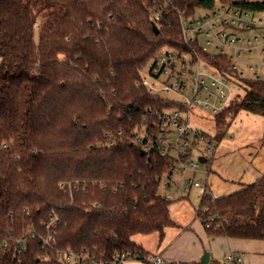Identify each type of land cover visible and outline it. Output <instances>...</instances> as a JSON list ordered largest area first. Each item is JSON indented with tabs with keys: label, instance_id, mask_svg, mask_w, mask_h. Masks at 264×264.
I'll list each match as a JSON object with an SVG mask.
<instances>
[{
	"label": "trees",
	"instance_id": "obj_1",
	"mask_svg": "<svg viewBox=\"0 0 264 264\" xmlns=\"http://www.w3.org/2000/svg\"><path fill=\"white\" fill-rule=\"evenodd\" d=\"M221 4L264 10L263 0H0V264H62L66 246L106 264L122 252L142 264H179L152 262L133 239H162L176 225L158 180L168 160L143 155L131 135L147 108L174 103L138 81L161 49H191L177 8L192 17ZM193 47L247 84L215 114V138L241 109L264 114L263 79L241 76L226 53ZM197 213L210 236L264 239V174L226 195L205 192ZM55 215L46 246L40 236ZM30 225L38 235L21 249Z\"/></svg>",
	"mask_w": 264,
	"mask_h": 264
},
{
	"label": "built area",
	"instance_id": "obj_2",
	"mask_svg": "<svg viewBox=\"0 0 264 264\" xmlns=\"http://www.w3.org/2000/svg\"><path fill=\"white\" fill-rule=\"evenodd\" d=\"M177 9L183 39L192 46L191 49L181 51L165 47L149 64L148 73L151 78L164 77L162 87L156 88L155 83H150L142 73L138 81L151 94L164 96L174 105L165 106L160 110L147 108L142 121L131 132L133 143L139 145L146 154L156 150L167 158L168 170L159 175L158 180L162 188V196L171 201L185 199L193 187L202 186V181L196 178V172L207 174L208 171L199 168L205 161L195 158L194 154L197 153L199 144L205 143L203 157L206 161L215 149V140L193 124V114H198L200 111L216 114L227 108L236 94L233 84H238L230 74L222 72L217 66L204 59L193 47L194 44L203 52H208L206 47L199 44V36L205 35L208 44L214 38L218 52L228 54L233 68H237L234 59L237 60V56L242 51H251L252 47L250 39H243L235 32L252 26L264 28L262 19L250 18L248 11L226 4L192 17H188L183 8ZM161 17L162 12L155 9L152 13L154 21H159ZM242 41L246 43L241 45ZM226 48L231 49V52ZM244 64L252 67L249 61ZM240 74L243 76L242 72ZM121 135L122 130H119L118 136ZM113 142L114 140H111V143ZM205 192H211L208 185L204 189ZM59 223V218L55 215L45 224L44 233L40 236L44 245L49 246L55 241V229ZM37 235L34 225H30L17 239L16 245L25 249L27 238ZM58 257L62 264H87V262L106 264L103 260L95 259L94 253L83 249L75 251L71 246L59 249ZM226 258L234 262L242 261V257L232 251L226 255ZM128 259H136V256L130 252L117 253L113 264H123ZM148 259L154 263L164 262L158 255H151Z\"/></svg>",
	"mask_w": 264,
	"mask_h": 264
},
{
	"label": "rangeland",
	"instance_id": "obj_3",
	"mask_svg": "<svg viewBox=\"0 0 264 264\" xmlns=\"http://www.w3.org/2000/svg\"><path fill=\"white\" fill-rule=\"evenodd\" d=\"M208 10L204 8L197 9V15L205 14ZM251 13V12H250ZM253 13V12H252ZM252 13L249 15L252 16ZM256 17H262L264 20V11L254 12ZM256 31L238 30L235 32L237 36L247 39L250 37L254 39V35L258 36V44L260 50H253L251 52L242 51L237 56V60L234 59L237 69L242 72L245 77H254L259 75L264 79V65L261 64L264 61V37L263 29L256 28ZM246 41V40H245ZM241 42V45L246 43ZM199 44L202 47H206L208 52L216 54L218 50L215 48V39L212 38L211 43H207V37L205 35L199 36ZM257 44V43H255ZM261 44V45H260ZM228 52L231 49L226 48ZM261 53V54H260ZM233 61V62H234ZM249 61L252 67L246 66L244 62ZM149 65L142 71L143 76H146L150 83H155L156 88L162 87L164 77L160 79L151 78L149 75ZM241 87L234 83L233 87L235 91H245L246 82L241 81ZM244 89V90H243ZM241 91V92H242ZM193 124L211 134L213 137L221 130V124L218 122L215 114H211L208 111H200L198 114L192 116ZM224 129V135L217 139L215 138V149L213 154L209 155V160L202 162L200 165L201 170H207L208 173L196 172V178L202 181V186L197 188L193 187L188 197V204L192 209H198L200 201L204 194V187L208 183L213 188L214 196H222L241 189L242 185L240 180L253 182L259 178V174L264 172V114L260 112H252L245 109H241L236 115L229 121V124ZM205 143L199 144V149L195 153L196 159H203ZM203 161V160H202ZM207 176V177H206ZM162 188L160 187V193ZM185 200V199H184ZM183 203V200L173 201L172 207L177 204ZM175 214V220L181 223V215ZM136 234L133 238L138 237ZM148 244L153 245L154 241L151 236L146 240Z\"/></svg>",
	"mask_w": 264,
	"mask_h": 264
},
{
	"label": "crops",
	"instance_id": "obj_4",
	"mask_svg": "<svg viewBox=\"0 0 264 264\" xmlns=\"http://www.w3.org/2000/svg\"><path fill=\"white\" fill-rule=\"evenodd\" d=\"M251 13L249 12V15ZM250 18L262 19V17H256L254 12ZM256 28L263 29L262 34L264 37L263 27L252 26L243 30H246L247 32L248 30H251L254 32L258 30ZM247 38L251 40L250 46L252 47V50L248 52L252 53L253 50H260V46L257 42L259 39L258 36L254 35V39H251L250 37ZM261 64L264 65L263 60ZM243 77H245L244 74ZM256 77L261 78L259 75L246 78ZM237 83L238 87H241V82ZM241 91L242 90L240 89L239 93L244 92ZM263 174L264 172H261L259 174V178ZM208 181L209 177L206 181L207 185L209 186L211 184H209L210 182L208 183ZM239 183L245 185L252 182H242L240 180ZM207 185H205V187ZM209 188L213 194L212 186H209ZM188 197L185 198V200L181 199L183 200V203L177 204V206H174V208H171L172 206H170L171 215L176 225L167 227L165 230V235L162 239H160L158 232L141 234L133 239L138 244L142 245L152 255L161 256L164 262L173 261L179 264H205L202 261V257L208 251L210 253V259L207 264H264V239H241L227 236L208 235L203 223L198 216L197 209H192L190 204L187 203ZM175 214L178 215L177 217H180L181 215V223L175 220ZM149 236L153 238V245L148 244L146 241ZM231 251L237 256L242 257V261L234 262L232 260H228L226 255ZM123 264H142V262L136 259H128Z\"/></svg>",
	"mask_w": 264,
	"mask_h": 264
},
{
	"label": "water",
	"instance_id": "obj_5",
	"mask_svg": "<svg viewBox=\"0 0 264 264\" xmlns=\"http://www.w3.org/2000/svg\"><path fill=\"white\" fill-rule=\"evenodd\" d=\"M263 2H264V0H263ZM153 29H154V32H155L156 34L159 33V27H158V25H157L156 23H153ZM141 153H142L143 155L146 154L145 151H141ZM202 160H203V161H206V158H203ZM209 259H210V253L207 251V252L203 255V257H202V261H203L205 264H207L208 261H209Z\"/></svg>",
	"mask_w": 264,
	"mask_h": 264
}]
</instances>
